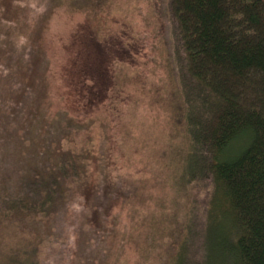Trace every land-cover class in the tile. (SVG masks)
<instances>
[{
    "label": "trees",
    "instance_id": "1",
    "mask_svg": "<svg viewBox=\"0 0 264 264\" xmlns=\"http://www.w3.org/2000/svg\"><path fill=\"white\" fill-rule=\"evenodd\" d=\"M26 1L0 0V78L8 79L0 89V264H41L42 243L71 205L85 210L79 254L86 260L110 211L146 199L143 178L114 176L109 162L99 168L89 149L69 140L76 130L89 133L83 123L93 122L105 97L90 64L97 59L108 74V62L127 53L121 42L113 51L85 36L65 71L90 115L82 123L65 110L49 113L34 98L37 81L19 74L21 66L46 70L41 47L17 46L32 40ZM169 8L188 109V87L202 102L188 119L192 143L177 181L187 213L176 255L188 245L190 264H264V0H169Z\"/></svg>",
    "mask_w": 264,
    "mask_h": 264
},
{
    "label": "rangeland",
    "instance_id": "2",
    "mask_svg": "<svg viewBox=\"0 0 264 264\" xmlns=\"http://www.w3.org/2000/svg\"><path fill=\"white\" fill-rule=\"evenodd\" d=\"M22 4L29 10L32 40L21 38L17 46H25L26 52L41 47L46 70L27 73L21 66L19 74L37 81L34 98L49 106L51 114L65 110L82 123L90 115V108L77 97L81 86L69 85L65 71L73 50L83 47L85 36L93 33L102 47L113 51L119 42L125 45L127 57L108 62V74L97 59L90 64L93 70L89 71L98 85L96 92L105 97L92 111L93 122L83 123L89 133L73 130L75 136L69 140L89 149L99 168L104 161L109 162L114 176L143 178L146 193L143 204L123 203L110 211L108 228L98 229L86 260L79 254L85 210L82 205H71L61 215L57 232L47 237L48 243H42L39 261L180 264L183 258L184 264H190L192 250L188 245L182 256L176 255L187 213L185 202L177 199V181L185 170L182 158L191 142L188 119H193L202 102L188 87V109L180 86L187 74L180 73L177 66L169 0H28ZM80 58L79 68L83 65ZM7 84L2 74L0 89ZM87 84L94 86V82Z\"/></svg>",
    "mask_w": 264,
    "mask_h": 264
}]
</instances>
